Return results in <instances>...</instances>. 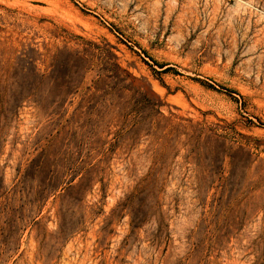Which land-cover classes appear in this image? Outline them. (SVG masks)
<instances>
[{"label": "rangeland", "instance_id": "obj_1", "mask_svg": "<svg viewBox=\"0 0 264 264\" xmlns=\"http://www.w3.org/2000/svg\"><path fill=\"white\" fill-rule=\"evenodd\" d=\"M0 264H264V0H0Z\"/></svg>", "mask_w": 264, "mask_h": 264}]
</instances>
